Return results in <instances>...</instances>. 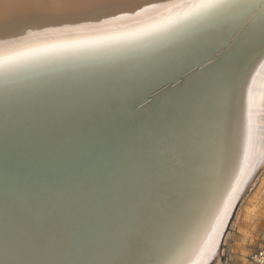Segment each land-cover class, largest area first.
<instances>
[{
	"label": "bare ground",
	"instance_id": "6f19581e",
	"mask_svg": "<svg viewBox=\"0 0 264 264\" xmlns=\"http://www.w3.org/2000/svg\"><path fill=\"white\" fill-rule=\"evenodd\" d=\"M24 2L0 0V43L28 32L57 38L65 35L58 30L81 25L100 28L68 35L132 30L153 23L164 11L153 6L172 0H59L62 7L37 0L42 6L31 10ZM259 13L239 28V16L202 28L176 25L0 68V251L11 264L103 241L129 217L165 212L188 234L227 199L222 222L211 220L214 260L234 207L264 169L258 156L240 173L245 80L258 101L264 97V46L253 24ZM209 109L226 119L217 150L177 145L171 132ZM257 123L260 153L264 113Z\"/></svg>",
	"mask_w": 264,
	"mask_h": 264
},
{
	"label": "snow or ice",
	"instance_id": "6c2138e0",
	"mask_svg": "<svg viewBox=\"0 0 264 264\" xmlns=\"http://www.w3.org/2000/svg\"><path fill=\"white\" fill-rule=\"evenodd\" d=\"M41 6L37 0H25L23 3V7L28 10ZM62 6L59 0L53 4V7ZM153 7L164 10L160 12L158 19L132 30H99L93 35H68L83 33L85 29L100 28L96 25H81L75 29L58 30L65 35L57 38H51L47 33L28 32L19 39L0 43V68L10 69L22 63L59 53L114 46L169 30L176 25L202 28L239 16L240 21L237 24L239 28L249 16L256 13L257 8L260 9V13L255 16L253 24L259 22L260 40L264 46V0H260L259 3L256 0H172L169 4ZM105 23L112 24L114 21ZM251 27L250 25L249 29ZM232 35L233 33L229 32L224 36L225 44ZM247 36L249 30L244 31L241 39ZM249 40L251 42V37ZM260 68H264V63L260 64ZM251 84H255V79ZM245 85L247 110L246 123L242 131L241 175L246 167H252L259 160H264V152L257 153L256 148L259 127L257 121L259 115L264 113V97L258 101L247 80ZM226 131L225 117L209 109L195 120L177 126L171 132V137L179 146L191 148L198 145L205 153H211L223 143ZM235 181L237 184L240 183L241 177L236 176ZM232 191H235L234 186ZM228 196L230 197V193ZM222 204V208L217 207L213 212L208 224L188 234L178 232L175 218L165 212L146 221L129 217L103 241L82 240L73 248L67 251L59 250L47 259L17 261L15 264H209V258L214 255L215 247L212 233L217 230L211 220L222 222L221 216L226 214L229 207L227 199H224ZM0 264H11L3 251H0Z\"/></svg>",
	"mask_w": 264,
	"mask_h": 264
},
{
	"label": "rangeland",
	"instance_id": "374dc122",
	"mask_svg": "<svg viewBox=\"0 0 264 264\" xmlns=\"http://www.w3.org/2000/svg\"><path fill=\"white\" fill-rule=\"evenodd\" d=\"M252 182L234 207L210 264H251L252 252L264 245V169Z\"/></svg>",
	"mask_w": 264,
	"mask_h": 264
},
{
	"label": "built area",
	"instance_id": "2783aa9c",
	"mask_svg": "<svg viewBox=\"0 0 264 264\" xmlns=\"http://www.w3.org/2000/svg\"><path fill=\"white\" fill-rule=\"evenodd\" d=\"M251 264H264V245L260 246L250 255Z\"/></svg>",
	"mask_w": 264,
	"mask_h": 264
}]
</instances>
